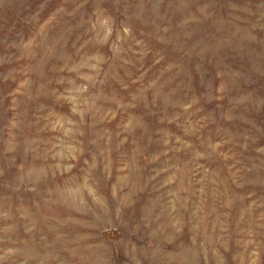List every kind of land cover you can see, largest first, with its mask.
Here are the masks:
<instances>
[{"label":"rangeland","instance_id":"obj_1","mask_svg":"<svg viewBox=\"0 0 264 264\" xmlns=\"http://www.w3.org/2000/svg\"><path fill=\"white\" fill-rule=\"evenodd\" d=\"M0 264H264V0H0Z\"/></svg>","mask_w":264,"mask_h":264}]
</instances>
